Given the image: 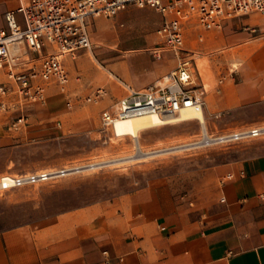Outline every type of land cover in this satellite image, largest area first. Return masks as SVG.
Instances as JSON below:
<instances>
[{
  "label": "crops",
  "instance_id": "0c3cea01",
  "mask_svg": "<svg viewBox=\"0 0 264 264\" xmlns=\"http://www.w3.org/2000/svg\"><path fill=\"white\" fill-rule=\"evenodd\" d=\"M28 1L0 0V28L7 27V11ZM101 17L87 20L92 48L76 61L65 59L69 71L93 54L106 70L88 94L107 87L109 106L129 88L147 89L177 67L173 52L155 56L157 30L145 35L144 46H130L138 37L121 35L116 21L104 20L112 17ZM185 48L195 52L196 74L208 89L201 122L208 132L264 124L263 14L227 17L221 28L210 29L192 20ZM7 81L0 71V82ZM51 86L57 85L47 94ZM7 125L0 112V143L7 140ZM208 175L201 208L190 207L172 179L155 178L114 199L58 213L46 224L0 230V264H264V150L220 163Z\"/></svg>",
  "mask_w": 264,
  "mask_h": 264
},
{
  "label": "rangeland",
  "instance_id": "374dc122",
  "mask_svg": "<svg viewBox=\"0 0 264 264\" xmlns=\"http://www.w3.org/2000/svg\"><path fill=\"white\" fill-rule=\"evenodd\" d=\"M114 18L104 20L116 21L121 35L138 37L130 44L137 47L144 46L145 35L155 32L163 22L162 15L148 7L133 6ZM121 22L124 26H120ZM91 30L95 37L92 26ZM68 68L71 82L67 93L51 86L43 102L18 105L9 111L0 109L8 121L7 140L0 143V175L6 171H65L47 181L0 194V230L21 224H46L58 213L114 199L155 178L172 179L182 199L192 208H201L212 167L264 150L258 148L264 139L221 142L205 136L204 142L209 143L199 147L187 148L195 144L192 143L181 149L165 150L201 138L205 129L197 119L149 128L137 140L130 135L115 137L101 123L108 99L98 103L84 100L93 82L103 83L101 76L106 70L93 54L85 65ZM69 95L75 101L72 108L67 105ZM117 128L132 133L130 121L118 123ZM231 132L209 131L214 136ZM139 141L142 151L159 152L137 156Z\"/></svg>",
  "mask_w": 264,
  "mask_h": 264
},
{
  "label": "built area",
  "instance_id": "2783aa9c",
  "mask_svg": "<svg viewBox=\"0 0 264 264\" xmlns=\"http://www.w3.org/2000/svg\"><path fill=\"white\" fill-rule=\"evenodd\" d=\"M130 6L149 7L163 15V23L157 29L160 46L154 54L161 58L164 51H171L178 64L147 89L129 88L124 96L103 109L101 123L115 137H122L114 129L120 119L157 115L167 120L180 116L187 108L204 107L208 89L196 74L195 52L185 48L190 21L195 20L200 27L210 29L221 28L227 17L251 12L264 15V0H29L16 10L7 11V27L0 28V71L8 79L0 82V109L9 111L18 105L43 102L51 84L67 93L70 74L65 59H75L81 50L92 48L87 20L114 17ZM17 14L22 15L23 22L18 20ZM252 30L257 31V28ZM109 95L107 87L99 86L84 100L98 103ZM74 104L69 95L67 105L72 108ZM220 136L223 138L215 141L264 137V124ZM204 141L202 134L187 148L209 143ZM58 175V170L6 172L0 175V194Z\"/></svg>",
  "mask_w": 264,
  "mask_h": 264
},
{
  "label": "bare ground",
  "instance_id": "6f19581e",
  "mask_svg": "<svg viewBox=\"0 0 264 264\" xmlns=\"http://www.w3.org/2000/svg\"><path fill=\"white\" fill-rule=\"evenodd\" d=\"M157 118H160V117L157 115H142V116H135V117H129V118H125V119H120L115 124L114 129L122 137L130 135L137 140V138L139 137V135L142 131L147 130V129L152 128V127H155V126H158V125L180 123V122H183L186 120H191V119H197L200 122H202L203 124L205 122L204 109L201 106L187 108V109L182 111L180 116L169 117V118H167V120H163L162 118L159 120ZM126 121H130L132 133L129 131H119L118 130V128H117L118 123L126 122ZM204 129H205V131L203 134H204L205 138L209 137V138L213 139L214 141L223 138L221 136L220 137H214L212 134H210L208 132L207 128H204ZM191 144L192 143H184V144L177 145V146H174L171 148H166L165 150H168V151L172 150L173 151V150H177V149L187 147ZM137 146L139 149V154L137 156H140V157L159 152V151L144 152L145 150L142 151L140 141L137 142ZM64 173H65V171H61V170L59 171V174H61V175Z\"/></svg>",
  "mask_w": 264,
  "mask_h": 264
}]
</instances>
